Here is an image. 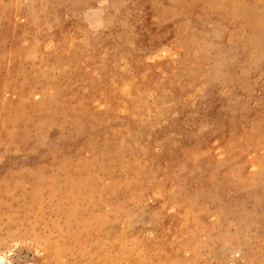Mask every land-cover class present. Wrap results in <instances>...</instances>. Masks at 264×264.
Instances as JSON below:
<instances>
[{
    "label": "rangeland",
    "instance_id": "1",
    "mask_svg": "<svg viewBox=\"0 0 264 264\" xmlns=\"http://www.w3.org/2000/svg\"><path fill=\"white\" fill-rule=\"evenodd\" d=\"M0 264H264V0H0Z\"/></svg>",
    "mask_w": 264,
    "mask_h": 264
},
{
    "label": "bare ground",
    "instance_id": "2",
    "mask_svg": "<svg viewBox=\"0 0 264 264\" xmlns=\"http://www.w3.org/2000/svg\"><path fill=\"white\" fill-rule=\"evenodd\" d=\"M232 2H233V1H232ZM245 4H246V3H245ZM166 6H167V5H166ZM166 6H165V7H166ZM240 6H242V5H240ZM225 11H227V9H225ZM222 15H223V14H222Z\"/></svg>",
    "mask_w": 264,
    "mask_h": 264
}]
</instances>
